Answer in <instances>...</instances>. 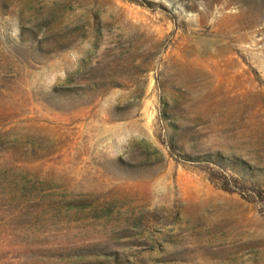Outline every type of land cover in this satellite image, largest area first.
Instances as JSON below:
<instances>
[{
    "label": "rangeland",
    "instance_id": "1",
    "mask_svg": "<svg viewBox=\"0 0 264 264\" xmlns=\"http://www.w3.org/2000/svg\"><path fill=\"white\" fill-rule=\"evenodd\" d=\"M0 264H264V0H0Z\"/></svg>",
    "mask_w": 264,
    "mask_h": 264
}]
</instances>
